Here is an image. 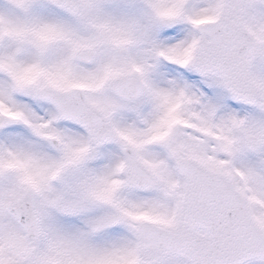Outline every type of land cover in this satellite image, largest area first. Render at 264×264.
Here are the masks:
<instances>
[{"label":"snow or ice","instance_id":"1","mask_svg":"<svg viewBox=\"0 0 264 264\" xmlns=\"http://www.w3.org/2000/svg\"><path fill=\"white\" fill-rule=\"evenodd\" d=\"M0 264H264V0H0Z\"/></svg>","mask_w":264,"mask_h":264}]
</instances>
